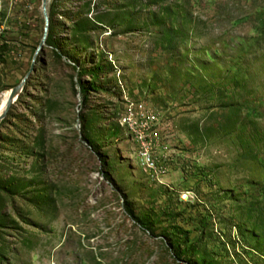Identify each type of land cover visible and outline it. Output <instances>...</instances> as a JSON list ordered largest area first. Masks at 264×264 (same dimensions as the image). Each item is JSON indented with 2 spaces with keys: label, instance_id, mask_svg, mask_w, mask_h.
<instances>
[{
  "label": "rangeland",
  "instance_id": "1",
  "mask_svg": "<svg viewBox=\"0 0 264 264\" xmlns=\"http://www.w3.org/2000/svg\"><path fill=\"white\" fill-rule=\"evenodd\" d=\"M42 5L0 0V96ZM47 8L0 121V264H264V0Z\"/></svg>",
  "mask_w": 264,
  "mask_h": 264
},
{
  "label": "water",
  "instance_id": "2",
  "mask_svg": "<svg viewBox=\"0 0 264 264\" xmlns=\"http://www.w3.org/2000/svg\"><path fill=\"white\" fill-rule=\"evenodd\" d=\"M47 6H48V0H43L42 8H43L45 19H46L45 33H44L43 39H42V41L40 43V46L38 47V50L36 51V54L34 56L33 67L31 69V71L29 72V74L23 79V81L21 83H19L18 85L14 86V87H12L10 89L11 91H10V95H9V98H8L7 106L5 108V111L0 114V121H2L6 117V115L8 114L11 106L15 103V101L19 98L20 94L24 90V87H25V84H26V80H27V78L30 76V74L33 72V70L35 68V63H36V60H37V56L40 53V51H42L43 48H44L46 39H47L48 34H49V27H50V16H49V13H48Z\"/></svg>",
  "mask_w": 264,
  "mask_h": 264
},
{
  "label": "bare ground",
  "instance_id": "3",
  "mask_svg": "<svg viewBox=\"0 0 264 264\" xmlns=\"http://www.w3.org/2000/svg\"><path fill=\"white\" fill-rule=\"evenodd\" d=\"M10 89L5 90L0 96V114L5 111L7 106L8 98L10 95Z\"/></svg>",
  "mask_w": 264,
  "mask_h": 264
},
{
  "label": "built area",
  "instance_id": "4",
  "mask_svg": "<svg viewBox=\"0 0 264 264\" xmlns=\"http://www.w3.org/2000/svg\"><path fill=\"white\" fill-rule=\"evenodd\" d=\"M0 33H1V28H0ZM145 163L150 167V168H156V162L154 158L151 155H148L147 153H143Z\"/></svg>",
  "mask_w": 264,
  "mask_h": 264
},
{
  "label": "trees",
  "instance_id": "5",
  "mask_svg": "<svg viewBox=\"0 0 264 264\" xmlns=\"http://www.w3.org/2000/svg\"><path fill=\"white\" fill-rule=\"evenodd\" d=\"M93 88H95V86L93 85Z\"/></svg>",
  "mask_w": 264,
  "mask_h": 264
}]
</instances>
